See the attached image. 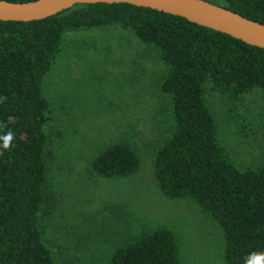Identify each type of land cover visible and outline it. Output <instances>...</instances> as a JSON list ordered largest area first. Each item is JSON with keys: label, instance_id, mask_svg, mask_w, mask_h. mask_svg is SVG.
<instances>
[{"label": "trees", "instance_id": "1", "mask_svg": "<svg viewBox=\"0 0 264 264\" xmlns=\"http://www.w3.org/2000/svg\"><path fill=\"white\" fill-rule=\"evenodd\" d=\"M209 1L264 24V0ZM104 27L131 31L169 66L159 86L166 134L153 158L160 190L171 199L193 200L221 228L227 264L264 254V157L247 168L235 164L206 97L208 82L232 101L255 88L264 92V48L156 9L89 3L40 20H0V137L14 133L11 147H0V264L55 263L41 224L48 178L44 126L51 119L43 81L67 32ZM140 165L129 144L116 142L93 158L90 170L113 178ZM179 262L174 232L157 228L116 247L109 261L69 264Z\"/></svg>", "mask_w": 264, "mask_h": 264}, {"label": "rangeland", "instance_id": "2", "mask_svg": "<svg viewBox=\"0 0 264 264\" xmlns=\"http://www.w3.org/2000/svg\"><path fill=\"white\" fill-rule=\"evenodd\" d=\"M168 69L157 52L120 27L64 35L43 81L51 119L44 126L48 178L41 224L54 264L109 261L116 247L157 228L174 232L179 264H227L221 228L193 200L168 198L154 176V153L167 125L159 86ZM206 97L235 164H259L262 89L232 101L208 82ZM116 142L138 153L139 169L113 178L92 174L93 158Z\"/></svg>", "mask_w": 264, "mask_h": 264}, {"label": "water", "instance_id": "3", "mask_svg": "<svg viewBox=\"0 0 264 264\" xmlns=\"http://www.w3.org/2000/svg\"><path fill=\"white\" fill-rule=\"evenodd\" d=\"M129 3L178 15L196 24L264 48V24L209 0H0V20L33 21L61 13L78 4Z\"/></svg>", "mask_w": 264, "mask_h": 264}, {"label": "clouds", "instance_id": "4", "mask_svg": "<svg viewBox=\"0 0 264 264\" xmlns=\"http://www.w3.org/2000/svg\"><path fill=\"white\" fill-rule=\"evenodd\" d=\"M14 139V133L9 131L3 137H0V140L3 141L2 147L4 150H7L11 147L12 141ZM0 155H3V152H0ZM246 264H264V254L253 253L247 259Z\"/></svg>", "mask_w": 264, "mask_h": 264}]
</instances>
